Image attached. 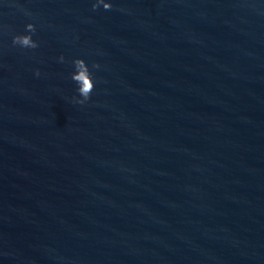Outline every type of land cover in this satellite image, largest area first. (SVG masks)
Listing matches in <instances>:
<instances>
[{
	"label": "water",
	"instance_id": "1",
	"mask_svg": "<svg viewBox=\"0 0 264 264\" xmlns=\"http://www.w3.org/2000/svg\"><path fill=\"white\" fill-rule=\"evenodd\" d=\"M97 2L0 0V264H264V0Z\"/></svg>",
	"mask_w": 264,
	"mask_h": 264
},
{
	"label": "clouds",
	"instance_id": "2",
	"mask_svg": "<svg viewBox=\"0 0 264 264\" xmlns=\"http://www.w3.org/2000/svg\"><path fill=\"white\" fill-rule=\"evenodd\" d=\"M103 5L105 10H111L113 5L111 3H106L105 0H98L97 3L93 4V10L99 9ZM26 31L29 33L27 35H16L13 38V44L19 45L22 48H32L35 49L39 47V42L33 40V35L36 32V27L34 24L29 23L26 25ZM60 60L63 62L64 57L61 56ZM75 71L72 73L71 78L77 84V92L81 99H75L76 103L84 104L90 98L93 90L95 89V81L93 79V73L90 70L88 63L84 59H75L73 61ZM93 68H98V64H94ZM37 75H39V70H37Z\"/></svg>",
	"mask_w": 264,
	"mask_h": 264
}]
</instances>
